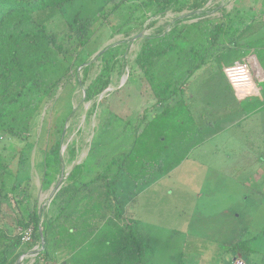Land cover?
<instances>
[{
	"label": "trees",
	"instance_id": "obj_1",
	"mask_svg": "<svg viewBox=\"0 0 264 264\" xmlns=\"http://www.w3.org/2000/svg\"><path fill=\"white\" fill-rule=\"evenodd\" d=\"M84 1L86 0H0L2 136L27 141L31 126L42 113L46 118L47 111L54 105L60 90L70 84H84L93 60L99 63V71L85 87L84 101L95 100L108 89L114 70L121 65V47L127 44V40L106 46L98 53L84 54V50L95 34L116 14L125 12L127 19L114 33L128 39L131 31L140 29L151 18L163 17L167 12L189 13L178 17L176 24L185 16L203 17L208 14L204 7L209 0H105L92 13L83 15L78 10L69 19L65 17L66 10ZM138 10L143 11L142 16L133 21ZM234 13L235 10H231L223 15L219 23L208 19L191 24L195 25L200 39L187 52V60L195 64L193 70L189 71V77L202 68L209 52L210 55L215 53L213 58L224 59L229 57L227 51H237L240 47L244 34L249 30V23L243 18L234 22ZM54 19H62V22L49 28L48 24ZM153 23H149V27ZM187 26L173 27L167 32L160 30L158 34L143 39L134 64L149 80L157 104L165 105V109L145 123L141 131L135 130L127 153L107 163L106 172L115 170L113 180H109L104 174H98L83 181L78 173L82 164L75 165L67 174L64 185L54 189L49 206L41 207L33 199L29 183L19 182L16 173L21 168L16 167L13 175L11 165L0 157V264H19L18 260L27 252L35 254L33 264H59L53 251L55 248L63 247L73 252L97 234L95 243L98 253L93 255L88 264H147L145 244L136 222L127 220L124 228L118 225L122 211L113 182L120 174H125L136 185L150 182L155 175L166 174L177 167L191 149L202 142H193L192 138H201L203 130H185V113L178 106L180 100L170 101L172 97L179 99L186 80L182 84H177L174 79L158 81L152 73L159 61L177 51ZM243 46L248 47L249 44ZM94 54L96 56L89 62ZM239 57L241 56H236ZM78 69L83 73L81 80ZM165 124L171 128L169 131L177 136L180 143L190 141L185 156L173 164L169 161L176 151L168 150L164 145L160 148L164 141ZM52 130H55L54 133ZM49 131L48 137L51 139L48 142L51 145L47 146L44 155L61 172L64 130L53 123ZM155 151L163 153L153 163ZM47 175L49 174L46 172L43 174L45 187L51 184ZM9 211H12L11 214L20 227L14 234H8L2 226V220ZM105 224L111 228L102 232L101 228ZM28 227L33 229L31 239L28 243H22L19 233ZM113 233L117 236L112 241ZM35 247L38 248L34 250ZM227 251L232 253L234 259L240 257L245 263L253 260L256 254L264 257V234L245 238L240 233L228 245Z\"/></svg>",
	"mask_w": 264,
	"mask_h": 264
},
{
	"label": "rangeland",
	"instance_id": "obj_2",
	"mask_svg": "<svg viewBox=\"0 0 264 264\" xmlns=\"http://www.w3.org/2000/svg\"><path fill=\"white\" fill-rule=\"evenodd\" d=\"M104 1L78 2L72 9L66 10L65 17L69 19L78 10L83 15L92 13ZM219 1L212 0L213 5L206 4L204 11L209 14L200 18L185 16L177 24L175 20L189 14L187 11L180 14L167 12L163 17L151 18L140 29L131 31L128 39L114 33L127 19L125 12L116 14L84 50V54L98 53L106 46L127 40V44L121 47V65L114 70L108 89L99 98L84 101V89L99 71V63L93 60L96 53L89 59V62L93 61L84 84H70L62 88L54 105L48 109L46 118L42 113L31 126L27 141L0 134V157L11 165L13 175L16 167L21 168L16 173L19 182L29 183L30 193L38 206H49L52 189L58 182L64 184L75 163H82L78 173L84 180L98 174L113 180L115 170L106 172V165L111 159L129 151L135 135L137 114L142 113L144 107L141 110L137 108L141 95L146 100L154 95L149 80L134 64L145 37L154 36L160 30L167 32L173 27L188 25L178 50L169 53L154 66L153 76L159 81L173 78L177 84L186 80L185 95L195 96V105L206 114L222 105L223 99L227 98V88L220 71L224 66L221 59H207L205 68L190 77L189 71L195 64L187 60L189 48L200 39L195 25L191 24L208 19L219 23L222 19L217 9L214 10ZM224 3L228 8L233 4L246 20L251 16V9L258 11L264 7V0H224ZM142 13L138 10L133 21ZM60 22L62 19H54L48 26L54 28ZM151 22L154 25L149 27ZM227 53L234 57L240 52L230 50ZM78 76L81 80L83 73L80 69ZM102 98L105 101L99 104ZM185 110L183 108L184 113ZM64 120H67L66 123H63ZM53 123L64 130L61 172L44 155L47 146L51 145L48 134ZM165 127L160 148L164 145L168 150L176 151L169 161L173 164L185 156L190 141L180 143L177 136L169 131L171 128L167 124ZM217 129L203 130L201 138L193 137V142L206 140L191 149L177 167L166 174L155 175L150 182L136 185L125 174L114 180L113 187L121 198L124 216L119 226L124 228L128 217L136 222L145 244L147 264H233L234 257L227 247L240 233L245 238L264 234V160L243 157L248 147L247 134L240 130ZM162 153L153 152V163L160 159ZM45 172L49 174V187L43 185ZM12 209L15 212L13 206ZM11 212L2 220L8 234L17 233L20 229ZM115 236L117 234L113 233L112 241ZM55 252L59 264L64 261L73 264L76 260V257L64 260V253ZM34 261L35 254L31 252L18 260L19 264H33ZM257 264L264 263L257 261Z\"/></svg>",
	"mask_w": 264,
	"mask_h": 264
},
{
	"label": "crops",
	"instance_id": "obj_3",
	"mask_svg": "<svg viewBox=\"0 0 264 264\" xmlns=\"http://www.w3.org/2000/svg\"><path fill=\"white\" fill-rule=\"evenodd\" d=\"M211 3L212 0H209L207 4L211 5ZM223 3L224 0L217 2L216 4L217 8L214 9V10L217 9V13L218 15H220L221 19L223 18V15L229 13L231 10H235L234 22L240 21L241 18L246 20V17L242 16L238 11V9H236V7L233 4L230 8H228L227 5L225 6L224 5L225 3L224 4ZM251 12L252 13L251 16L249 17V20H246V22L249 23V30L246 31L247 33L244 34L243 36L244 40L240 42V47L237 49V51L240 52L238 55L241 57L236 58V56L238 55L234 57H232V55H228L229 57L224 59L222 58L221 61L222 63H224V66L220 68V71L222 72V69L224 67L232 65L235 62H242V61L246 62L255 78L256 86L259 89V95L252 97H245V98H237L234 95L231 87L229 86L227 80L224 78L222 73L221 75L225 83V86L227 88V98L223 99V102L221 103L222 105L217 110L206 114L202 111V109H199L195 105L196 102L195 96L189 97L185 95L186 84H184L183 87L181 88L182 94L179 97V99L176 97H172L170 101L180 100L181 103L178 106L186 109L184 115L185 130H196L198 128H200V130H214L215 127L218 128L217 130H226V131L235 130V132L237 130H240L243 132V134L245 135L247 134L249 137L248 143H246L248 145L247 151H244L243 157H245V159L248 158L249 160L263 161L264 160V7L258 11L251 9ZM243 44H249V46L244 47ZM209 53L207 55L206 60L207 59L210 60L213 59V57H215L214 52L212 55H210ZM206 60L202 66V69L205 68ZM145 98L146 97L141 95V100L138 102V106H137V108L140 110L142 106H144L143 110H141L142 113L138 112L137 114V116L139 115L137 119L138 121H137V125L134 128L135 130H139V131L143 129L145 123L153 119L155 116L161 114L165 109V105L157 104L154 95L151 98H147V100ZM198 102L201 103L202 100H198ZM143 119L145 120L143 121ZM210 119L214 120V122H210L209 121ZM205 140L206 139H203L200 145H202L205 142ZM79 164L75 163L73 166ZM82 180L86 181L84 179ZM62 185L64 184L60 183L59 187ZM53 191L54 190L52 189V193ZM120 206L122 211L121 198H120ZM127 220H131V219L128 217ZM104 228L105 229L107 228L106 229L107 231L111 227L105 224L104 226H102L101 231H103ZM97 235L93 236V238H91L90 241H88L84 245H81V247H79L73 252H69L63 247H60L58 249L55 248L53 251L64 253V257L66 258L64 260H70L71 257L72 258L76 257V260L73 261V264H88L91 261L93 255L98 253L97 245L95 243L98 239ZM257 261L264 263V257L256 254L255 258H253V260L249 261L246 264H257Z\"/></svg>",
	"mask_w": 264,
	"mask_h": 264
},
{
	"label": "built area",
	"instance_id": "obj_4",
	"mask_svg": "<svg viewBox=\"0 0 264 264\" xmlns=\"http://www.w3.org/2000/svg\"><path fill=\"white\" fill-rule=\"evenodd\" d=\"M222 73L237 98L259 95V89L256 86L255 78L246 62H235L232 65L226 66L222 69ZM32 232V227L22 230V232L19 233L21 242L28 243L31 239ZM36 249L37 248L34 250ZM233 264L246 263L240 257H238L233 260Z\"/></svg>",
	"mask_w": 264,
	"mask_h": 264
},
{
	"label": "water",
	"instance_id": "obj_5",
	"mask_svg": "<svg viewBox=\"0 0 264 264\" xmlns=\"http://www.w3.org/2000/svg\"><path fill=\"white\" fill-rule=\"evenodd\" d=\"M60 182H58V184H56L55 189L59 188Z\"/></svg>",
	"mask_w": 264,
	"mask_h": 264
}]
</instances>
